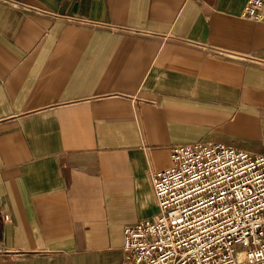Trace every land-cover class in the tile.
I'll use <instances>...</instances> for the list:
<instances>
[{
	"label": "crops",
	"instance_id": "crops-1",
	"mask_svg": "<svg viewBox=\"0 0 264 264\" xmlns=\"http://www.w3.org/2000/svg\"><path fill=\"white\" fill-rule=\"evenodd\" d=\"M246 1L0 0V264H118L171 145L264 154Z\"/></svg>",
	"mask_w": 264,
	"mask_h": 264
},
{
	"label": "built area",
	"instance_id": "built-area-1",
	"mask_svg": "<svg viewBox=\"0 0 264 264\" xmlns=\"http://www.w3.org/2000/svg\"><path fill=\"white\" fill-rule=\"evenodd\" d=\"M242 16L264 22V0ZM169 156L150 175L157 210L122 227L118 264H264V154L195 140Z\"/></svg>",
	"mask_w": 264,
	"mask_h": 264
}]
</instances>
